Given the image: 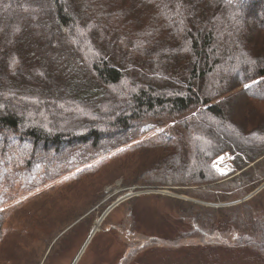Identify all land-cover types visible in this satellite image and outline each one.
<instances>
[{
	"label": "trees",
	"instance_id": "1",
	"mask_svg": "<svg viewBox=\"0 0 264 264\" xmlns=\"http://www.w3.org/2000/svg\"><path fill=\"white\" fill-rule=\"evenodd\" d=\"M260 1L0 0V160L48 168L87 147L130 170L124 185L239 191L264 164V24L245 17ZM226 153L242 170L228 181ZM238 221L264 248V225Z\"/></svg>",
	"mask_w": 264,
	"mask_h": 264
},
{
	"label": "rangeland",
	"instance_id": "2",
	"mask_svg": "<svg viewBox=\"0 0 264 264\" xmlns=\"http://www.w3.org/2000/svg\"><path fill=\"white\" fill-rule=\"evenodd\" d=\"M245 13L249 26L264 24V0ZM63 156L71 170L64 169ZM63 156H50V167L31 170L16 168L9 158L0 160V237L9 232L1 243L20 254L18 263L9 264H73L107 211L77 264H264V248L244 246L236 226L238 218L264 225V186L245 201L219 205L239 201L264 184L259 176L264 164L257 169L262 158L243 168L247 176L239 191L214 187L199 192L190 186L147 189L140 180L124 185L130 170L119 168L102 150L79 147ZM232 158L226 153L214 159L226 181L242 172L230 174ZM86 166L95 171L73 177ZM129 188L135 189L132 196L122 201ZM191 204L207 209L197 211Z\"/></svg>",
	"mask_w": 264,
	"mask_h": 264
},
{
	"label": "bare ground",
	"instance_id": "3",
	"mask_svg": "<svg viewBox=\"0 0 264 264\" xmlns=\"http://www.w3.org/2000/svg\"><path fill=\"white\" fill-rule=\"evenodd\" d=\"M146 188H147V189H150V187H146ZM151 189H155V188H151ZM160 189H162V188H160ZM128 190H129V191H128ZM134 190H135V189H130V188L127 189L128 192H127L126 195L122 198V201L125 200V199H128L129 197H131L132 194H133V191H134ZM160 191H161L162 193H167V194H169V195H172L171 193H169V192H165L164 190H160ZM126 197H127V198H126ZM118 203H119V202H118ZM116 204H117V203H116ZM116 204H115V205H116ZM115 205H112V206L110 207V209H113V207H114ZM110 209H109V210H110ZM108 212H109V211H107V213L103 214V215L100 217V219H98V220L95 222L94 227H93V229H92V232H91V234H90V237H89V239L87 240L86 244L84 245L83 249L85 248V246H86V245L88 244V242L90 241L92 235L98 230L99 226L101 225L103 219H104L105 216L108 214ZM83 249H82V251H83ZM82 251L80 252V254L78 255L77 259L74 261L73 264H77L79 258L81 257Z\"/></svg>",
	"mask_w": 264,
	"mask_h": 264
},
{
	"label": "water",
	"instance_id": "4",
	"mask_svg": "<svg viewBox=\"0 0 264 264\" xmlns=\"http://www.w3.org/2000/svg\"><path fill=\"white\" fill-rule=\"evenodd\" d=\"M263 186H264V184L261 185L260 187H258L255 191L250 193L248 196H246L245 198H243V199H241L239 201H235V202H231V203H225V204H219V205H226V206L227 205H235V204H237V203H239L241 201H245V200L249 199L250 197H252L255 193H257ZM194 201L197 202V203L199 202V203H202V204H206L204 202H200V201H196V200H194Z\"/></svg>",
	"mask_w": 264,
	"mask_h": 264
},
{
	"label": "snow or ice",
	"instance_id": "5",
	"mask_svg": "<svg viewBox=\"0 0 264 264\" xmlns=\"http://www.w3.org/2000/svg\"><path fill=\"white\" fill-rule=\"evenodd\" d=\"M245 87H248L247 85H245Z\"/></svg>",
	"mask_w": 264,
	"mask_h": 264
}]
</instances>
